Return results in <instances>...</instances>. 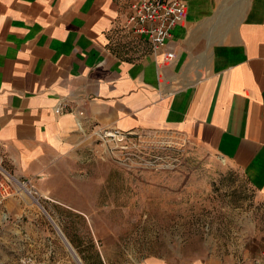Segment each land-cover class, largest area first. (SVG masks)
Returning a JSON list of instances; mask_svg holds the SVG:
<instances>
[{
    "label": "crops",
    "instance_id": "obj_1",
    "mask_svg": "<svg viewBox=\"0 0 264 264\" xmlns=\"http://www.w3.org/2000/svg\"><path fill=\"white\" fill-rule=\"evenodd\" d=\"M135 1L0 0L4 164L52 196L63 168L118 130L218 154L264 199V0H247L239 19L231 0H185L159 50L128 27ZM263 249L255 222L230 264H264Z\"/></svg>",
    "mask_w": 264,
    "mask_h": 264
},
{
    "label": "rangeland",
    "instance_id": "obj_2",
    "mask_svg": "<svg viewBox=\"0 0 264 264\" xmlns=\"http://www.w3.org/2000/svg\"><path fill=\"white\" fill-rule=\"evenodd\" d=\"M231 1L232 17L241 18L247 0ZM143 147L123 150L94 137L80 151L86 161L59 173L52 196L0 184V264H78L56 225L82 264L233 263L255 222L263 231L264 199L218 154ZM6 175L0 181L8 187Z\"/></svg>",
    "mask_w": 264,
    "mask_h": 264
},
{
    "label": "built area",
    "instance_id": "obj_3",
    "mask_svg": "<svg viewBox=\"0 0 264 264\" xmlns=\"http://www.w3.org/2000/svg\"><path fill=\"white\" fill-rule=\"evenodd\" d=\"M185 11V0H136L132 4L131 12L128 16V27L135 35L147 37L152 43V47L155 50H159L166 45L171 30L182 22ZM173 57V52H168L165 55L167 60H172ZM99 139L105 142L110 141L123 150L135 147L139 151L144 149L143 144L132 133L123 131L105 130L99 132ZM3 163L4 156L0 150V172L5 171L9 174V176L6 175V185L8 187L0 181L1 187L5 188V190L10 188L13 191H18L21 190V186L29 185L32 188V194L33 190L34 193H37L35 186L30 180L17 178L12 175L4 168ZM256 262L264 263V249L256 259Z\"/></svg>",
    "mask_w": 264,
    "mask_h": 264
},
{
    "label": "bare ground",
    "instance_id": "obj_4",
    "mask_svg": "<svg viewBox=\"0 0 264 264\" xmlns=\"http://www.w3.org/2000/svg\"><path fill=\"white\" fill-rule=\"evenodd\" d=\"M21 187H22V188H26L28 194H31V193H32V191H31L30 187H28V185H27V186H21ZM27 187H28V188H27ZM55 225H56V224H55ZM56 227H57V229H58V231H59L61 237L63 238L64 242L66 243V245H67L68 248L70 249V251H71L72 255L74 256V258H75L80 264H82V262H81L79 256L77 255L76 251L73 249L72 245L69 243V241L67 240V238L63 235V232L61 231V229L59 228V226L56 225Z\"/></svg>",
    "mask_w": 264,
    "mask_h": 264
},
{
    "label": "water",
    "instance_id": "obj_5",
    "mask_svg": "<svg viewBox=\"0 0 264 264\" xmlns=\"http://www.w3.org/2000/svg\"><path fill=\"white\" fill-rule=\"evenodd\" d=\"M76 260V259H75ZM77 261V260H76ZM78 264H80L78 261H77Z\"/></svg>",
    "mask_w": 264,
    "mask_h": 264
}]
</instances>
